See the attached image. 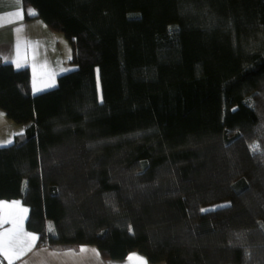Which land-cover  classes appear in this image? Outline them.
I'll list each match as a JSON object with an SVG mask.
<instances>
[{"label":"trees","instance_id":"16d2710c","mask_svg":"<svg viewBox=\"0 0 264 264\" xmlns=\"http://www.w3.org/2000/svg\"><path fill=\"white\" fill-rule=\"evenodd\" d=\"M23 3L78 64L37 94L0 64V108L26 125L0 146V200L29 207L38 244L264 264V0Z\"/></svg>","mask_w":264,"mask_h":264},{"label":"crops","instance_id":"0c3cea01","mask_svg":"<svg viewBox=\"0 0 264 264\" xmlns=\"http://www.w3.org/2000/svg\"><path fill=\"white\" fill-rule=\"evenodd\" d=\"M22 6H18L17 0H0V20L4 26L0 27V64L13 63L16 66V45L20 43V63L22 67L29 66L31 69L32 85L35 94L44 92L57 84L58 77L64 73L65 68L62 59H56L55 41L56 33L50 26L40 18L31 16L27 18L28 9L25 8L23 0ZM35 10V9H34ZM17 13H22L17 15ZM20 29V31H17ZM17 67V66H16ZM18 68V67H17ZM20 68V67H19ZM0 145L13 141L15 135L24 132L25 124L12 121L2 108H0ZM4 202H19L27 212H22L20 208H9V222H0V233L13 228L12 220H17V227H22L25 232L35 234L27 228V220L30 209L21 199L0 200ZM20 217H23L22 222ZM88 249L82 252L81 249ZM92 250H95L93 252ZM98 253V255H96ZM133 254H137L147 260L145 255L139 252H132L124 259H105L99 248L93 244H83L80 246L59 245L50 247L38 244V239L34 242L31 250L25 252L19 259L12 262L19 264H134L129 260ZM0 258L9 260L0 253ZM147 264H150L147 260Z\"/></svg>","mask_w":264,"mask_h":264},{"label":"snow or ice","instance_id":"6c2138e0","mask_svg":"<svg viewBox=\"0 0 264 264\" xmlns=\"http://www.w3.org/2000/svg\"><path fill=\"white\" fill-rule=\"evenodd\" d=\"M18 6H22L20 4V0H17ZM17 15H21L22 13H17ZM28 15L29 16H36L37 13L34 9H28ZM4 23L2 20H0V27H3ZM17 31H20V29H17ZM16 53H17V59H16V66L22 67L23 65L20 63V43L18 42L16 45ZM3 114H0L2 116ZM7 143H11V141H8ZM2 146V145H0ZM258 147V146H257ZM9 208H20L22 212H27V209H24L21 207L19 202L13 201V202H4L0 201V222L2 223H8L9 222V213L7 212V209ZM23 217H20V221L22 222ZM13 228L10 230H5L3 233H0V253L3 254L4 257H6L10 264H12V261L14 259H19L22 255L25 254V252L31 250V248L34 246V242L38 239V237L35 234L25 232L22 227H17V220H12ZM261 227H264L262 225ZM82 252L88 251V249H81ZM95 252V250H92ZM98 255V253H96ZM130 261H133L134 264H147V260L143 257L138 256L137 254H133L131 257H129Z\"/></svg>","mask_w":264,"mask_h":264},{"label":"rangeland","instance_id":"374dc122","mask_svg":"<svg viewBox=\"0 0 264 264\" xmlns=\"http://www.w3.org/2000/svg\"><path fill=\"white\" fill-rule=\"evenodd\" d=\"M56 34V37H57V40L55 41V51L57 52V56L54 54L55 58L56 59H62V64L64 65V73L66 72H69L73 69H76L78 67V64L73 62V58H74V54H75V51H74V47L73 45L71 44V42L69 41V39L67 38V36L65 35L64 32L62 31H54ZM64 73H61V74H64ZM57 83H58V80H57ZM57 86V84L55 86H53L52 88H55ZM52 88H49V89H52ZM47 89V90H49ZM34 92V91H33ZM35 94V92H34ZM19 125V124H18ZM21 131L23 129H20ZM20 131V133H21ZM13 141H11L12 143ZM7 144H10V143H7ZM7 144H4V145H7ZM91 187L92 189H97L98 187V182L96 180H92L91 181ZM59 195L61 198H66V197H69L70 196V190L68 188V186L66 185H60L59 186ZM131 201L130 200H127L126 201V205L129 206L131 205L130 204ZM229 204V202H224V203H217V204H213V205H210V206H207L205 208H203L204 211H207V210H214V209H217V208H220L221 206H225ZM161 264H164V263H161Z\"/></svg>","mask_w":264,"mask_h":264},{"label":"built area","instance_id":"2783aa9c","mask_svg":"<svg viewBox=\"0 0 264 264\" xmlns=\"http://www.w3.org/2000/svg\"><path fill=\"white\" fill-rule=\"evenodd\" d=\"M0 264H10V262H8V261H6V260L0 258ZM12 264H19V263H17V262H12Z\"/></svg>","mask_w":264,"mask_h":264}]
</instances>
